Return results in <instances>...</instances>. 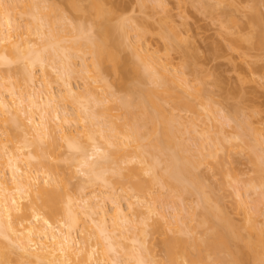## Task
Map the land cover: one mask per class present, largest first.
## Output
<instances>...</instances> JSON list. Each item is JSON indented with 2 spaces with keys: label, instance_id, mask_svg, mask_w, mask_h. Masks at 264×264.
Here are the masks:
<instances>
[{
  "label": "bare ground",
  "instance_id": "6f19581e",
  "mask_svg": "<svg viewBox=\"0 0 264 264\" xmlns=\"http://www.w3.org/2000/svg\"><path fill=\"white\" fill-rule=\"evenodd\" d=\"M48 1L0 0V264H264L257 133L235 116L221 123L201 102L202 124L216 131H199L191 101L202 91L170 68L169 55L164 62L143 46L144 32L107 1ZM207 2L198 4L204 13L215 7ZM64 5L89 15V27L80 15L65 16ZM169 34L168 52L179 40ZM168 105L198 118L184 122ZM223 118L237 123L253 166L254 177L234 195L241 224L199 173L231 147L233 138L219 137ZM155 236L163 259L150 245Z\"/></svg>",
  "mask_w": 264,
  "mask_h": 264
},
{
  "label": "rangeland",
  "instance_id": "374dc122",
  "mask_svg": "<svg viewBox=\"0 0 264 264\" xmlns=\"http://www.w3.org/2000/svg\"><path fill=\"white\" fill-rule=\"evenodd\" d=\"M105 1L108 2V8L117 12V16L124 20L134 21L133 26L136 25L135 27L138 28V31L144 32L146 37L142 41L145 44H142L143 46H146L147 49L149 48L153 54L155 53L154 56L162 57L164 62L166 60L165 56L169 55L167 58L171 61H166L172 63L170 68L173 66L171 69H176L177 73H179L178 75H182L191 86L202 91V99L198 101L192 99L191 101V98L184 96L182 90H177L181 98H186L193 104L196 103L195 108L198 116L201 117V123L200 120L197 122L196 119L198 117H196L197 115L195 116V113L180 111V109L174 111L171 108L172 104L167 106V109L171 108L168 109L169 111H173L175 116H180L184 122L196 120L195 123L198 124L197 127L199 126L198 130L202 131L203 129L206 130L207 126L202 124L204 116L202 117L199 114L205 115L207 111L204 112L205 110L202 109L203 106L200 105V102L205 105L209 104L218 113H215L217 119L218 117L220 119L222 115H226L225 117L235 116L238 118V122L241 121L244 124L247 122L251 130L257 133L260 141L264 142V47L258 45V39L261 41L264 36V0H224L222 1L223 3L221 0H205L206 2L208 1L207 4L209 3V6L210 4L215 6H211V8L214 7L212 11H206V13L202 11L204 10L203 6L199 5L201 9L198 8L200 0L198 3L196 0H158V2L156 0ZM48 2L59 4L56 0ZM160 2L163 3L162 6L160 4L161 8L166 7V10L155 9L158 5L157 3ZM77 4L79 6H87L88 3L86 0H77ZM160 6L158 5L157 8ZM63 10L65 16L69 18L76 19L79 18V15L82 16L84 26L89 27L91 21L89 15H74L65 5ZM257 17L260 20L258 22H261V24L257 22ZM23 21H21L22 24H24ZM251 21H254V23ZM172 32H176L179 35V40L175 41L176 44H173L175 47L168 52L169 40L165 36H172L173 34H169ZM132 33L131 37L135 36V33ZM260 35H262L261 38ZM125 49L127 51H125L124 55L132 57L131 52L129 53L130 49L127 47ZM79 62L77 59V63ZM54 73L56 74V72ZM55 74H53L54 79ZM76 79H73L74 81L72 82L75 87H79V90L82 91L84 89L82 87L84 83L82 82L84 81L80 80V78ZM53 82L56 83L55 81ZM58 85L59 83L52 84L54 92L58 91L60 87ZM193 117L196 119H193ZM224 118V126L221 130L223 133L219 137L221 136L225 139L233 138L231 147L224 149L219 154V157L222 160L224 159L223 162H221V159L216 160V162H219H217L219 167L218 165L216 166V163L214 165L215 161L211 160L209 165H204L199 170V173L204 178L205 185H208L207 188L209 190L210 188L213 189L214 195L223 201L221 202L223 203L222 207L226 209L234 223L241 224L243 215L235 208L234 195L238 188L244 187L243 185L254 177V173H252L253 166L250 163L248 151L245 150L247 148H242L241 142L236 139L237 123L232 122L229 125L228 120L225 122ZM221 120L222 118L219 121L221 122ZM209 121L205 120V124L211 126L212 122L210 124ZM73 128L75 129L76 127ZM207 128L209 129V127ZM209 130L212 134L216 131L212 127ZM190 148L195 149L192 145ZM263 149H261L263 153L258 150L262 155L264 154ZM82 177V175H78L77 179L73 180L72 185L75 187L73 189L77 188ZM157 190L159 188H155V191ZM165 191L160 192L161 196L166 194ZM241 191L243 192L242 188ZM156 193H158L156 196L160 195L159 191ZM249 193L248 198L251 201L256 200L255 192L251 191ZM191 200L194 201L195 199ZM191 200L189 202L191 203L190 208H194L193 206L196 205L194 202L196 201L193 202L192 206ZM107 204V209H111V204L109 202ZM123 204L125 205V203ZM185 206L187 208V204ZM169 208H164L165 210L168 209L166 211L167 215L173 212L171 211L173 208L171 210ZM187 212L189 213V208ZM187 212L185 211L183 214H187ZM154 220L156 219L154 218ZM153 238H149L150 245L153 246L156 255L161 259L164 257L161 248L162 238L158 236Z\"/></svg>",
  "mask_w": 264,
  "mask_h": 264
}]
</instances>
